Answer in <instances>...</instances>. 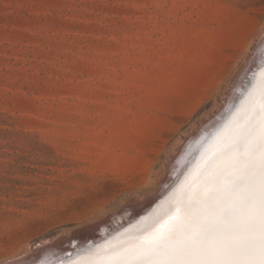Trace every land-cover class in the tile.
<instances>
[{
  "label": "rangeland",
  "instance_id": "1",
  "mask_svg": "<svg viewBox=\"0 0 264 264\" xmlns=\"http://www.w3.org/2000/svg\"><path fill=\"white\" fill-rule=\"evenodd\" d=\"M237 2L0 0V264L161 188L264 36Z\"/></svg>",
  "mask_w": 264,
  "mask_h": 264
},
{
  "label": "snow or ice",
  "instance_id": "2",
  "mask_svg": "<svg viewBox=\"0 0 264 264\" xmlns=\"http://www.w3.org/2000/svg\"><path fill=\"white\" fill-rule=\"evenodd\" d=\"M244 6L243 0L234 5ZM247 71L240 119L216 129L213 147L196 167L195 188L189 184L162 201L119 244L88 249L100 264H264V56Z\"/></svg>",
  "mask_w": 264,
  "mask_h": 264
},
{
  "label": "bare ground",
  "instance_id": "3",
  "mask_svg": "<svg viewBox=\"0 0 264 264\" xmlns=\"http://www.w3.org/2000/svg\"><path fill=\"white\" fill-rule=\"evenodd\" d=\"M263 53L264 36L256 45L250 59L247 61L245 68L239 75V78L235 82L230 94L226 97L224 106L217 114L208 118V121L205 123V126L202 128V130L195 131L192 136H187L184 139L179 154L175 156L174 162L170 164L172 167L168 170L167 176L164 177L161 188L158 189L154 194L147 195L143 197V199L134 197L132 200H129V204H136V206L132 207L135 209L130 213H126L128 208L126 210L122 208L118 210L117 213L110 214L109 217L101 219L94 224L85 225L84 227L79 228V230L77 229L75 232H73L72 237H66L67 239L63 237V239L56 241L54 240L53 243L49 242L50 244H46L45 247L40 245V247L37 248L33 253L34 257L32 261H28L29 263L20 260H14L8 264H38V262L41 260L56 259L58 255L64 254L65 251L69 249L73 250L75 247L81 249L87 246L89 243L90 245L88 246V249L93 250H95L97 246H106L108 244L117 245L122 240L127 239L128 236L133 234L135 231V226L141 220V218L152 212V210L155 209L157 205H160L162 201L170 199L174 196L178 197L182 195L189 184H192L193 188H195L193 181L196 180V167L201 162V157L207 154L213 147V137L215 132L212 134L207 144L204 143L205 139L210 135L213 128H217V125L222 124L224 121L226 122V118H224L223 121L219 123L223 116L228 114V119H232L233 117L238 120L240 119L236 109L240 106L241 100L243 98L241 96V93L243 92L241 85L247 83L246 77H248L251 73L247 70L255 69V67L260 63ZM259 79L260 77L257 76V88L259 87ZM235 104L236 108L234 109L233 107ZM240 123H243V121L240 120ZM113 215L114 217H112ZM124 226L126 227L123 228ZM104 239L106 240L100 242ZM88 249L85 252H80L81 254L79 253L77 258L81 260L82 264H100V260L102 258L91 256L88 252Z\"/></svg>",
  "mask_w": 264,
  "mask_h": 264
},
{
  "label": "water",
  "instance_id": "4",
  "mask_svg": "<svg viewBox=\"0 0 264 264\" xmlns=\"http://www.w3.org/2000/svg\"><path fill=\"white\" fill-rule=\"evenodd\" d=\"M263 56H264V53H263ZM248 77H251V73L249 74V76ZM237 104V103H236ZM236 104L234 105V109L236 108L235 106H236ZM233 110V109H232ZM229 113V112H228ZM227 114V113H226ZM225 114V115H226ZM228 114L226 115V116H223V118L221 119V121H219V123L220 122H222L223 121V119L224 118H226L225 120H227L228 119ZM225 122V121H224ZM224 122L222 123V124H224ZM222 124H220V125H217V128L219 127V126H221ZM215 125V126H216ZM217 128H213V130L211 131V133H210V135L205 139V141H204V143L205 144H207L208 143V140H210V138H211V136H212V134H214V132H216V129ZM139 217V216H138ZM137 217V218H138ZM130 224V223H129ZM128 224V225H129ZM128 225H126V226H128ZM126 226H124L123 228H125ZM63 237H65V236H60V237H58L57 239H55V241L56 240H59V239H63ZM66 238V237H65ZM106 239H104V240H101L100 242H102V241H105ZM100 242H98V243H100ZM46 244H50L49 242L48 243H46ZM90 245V243L89 244H87V246H85V247H83V248H77V247H75V249H73V250H71V249H69V250H67V251H65V253L64 254H62V255H58V257L56 258V259H59V258H61V259H68L69 257H71V258H73V259H76L77 258V256L79 255V253L80 252H82V251H86L87 249H88V246ZM40 247V245L38 244L36 247H35V249L34 250H36L37 248H39ZM81 254V253H80ZM25 256H28V254H26V255H24V256H22V257H20V258H23V257H25ZM19 259V258H18ZM53 260H55V259H53ZM7 264V263H6Z\"/></svg>",
  "mask_w": 264,
  "mask_h": 264
}]
</instances>
